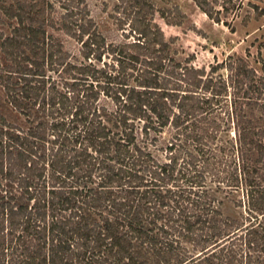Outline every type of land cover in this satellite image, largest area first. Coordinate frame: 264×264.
Listing matches in <instances>:
<instances>
[{
    "label": "trees",
    "instance_id": "1",
    "mask_svg": "<svg viewBox=\"0 0 264 264\" xmlns=\"http://www.w3.org/2000/svg\"><path fill=\"white\" fill-rule=\"evenodd\" d=\"M157 11L116 0L108 42L85 0H0V264H264V60L183 64Z\"/></svg>",
    "mask_w": 264,
    "mask_h": 264
},
{
    "label": "rangeland",
    "instance_id": "2",
    "mask_svg": "<svg viewBox=\"0 0 264 264\" xmlns=\"http://www.w3.org/2000/svg\"><path fill=\"white\" fill-rule=\"evenodd\" d=\"M85 1L106 40L121 41V31L110 16L116 0ZM263 1L154 0L159 9L155 20L170 41L171 51L183 64L208 68L209 63L236 52L249 53L251 62L259 67L258 60H264ZM204 8L219 20L210 17ZM52 31L66 49L78 55L80 44L75 38L67 35L61 27ZM170 132V128H164L156 146L151 147L156 155L163 156L160 147L167 142Z\"/></svg>",
    "mask_w": 264,
    "mask_h": 264
},
{
    "label": "crops",
    "instance_id": "3",
    "mask_svg": "<svg viewBox=\"0 0 264 264\" xmlns=\"http://www.w3.org/2000/svg\"><path fill=\"white\" fill-rule=\"evenodd\" d=\"M263 5H264V1H263ZM264 7V6H263ZM263 27H264V22L262 23Z\"/></svg>",
    "mask_w": 264,
    "mask_h": 264
}]
</instances>
